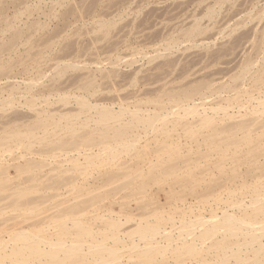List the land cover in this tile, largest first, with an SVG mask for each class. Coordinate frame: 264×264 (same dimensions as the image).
Listing matches in <instances>:
<instances>
[{
	"label": "rangeland",
	"instance_id": "374dc122",
	"mask_svg": "<svg viewBox=\"0 0 264 264\" xmlns=\"http://www.w3.org/2000/svg\"><path fill=\"white\" fill-rule=\"evenodd\" d=\"M253 61H255L254 64L251 63L248 65L249 62ZM245 62H247V66L253 64L251 69L249 67L251 72L250 70L247 72L244 68V66L246 67ZM241 70L242 72L244 71L245 74L242 75ZM241 75H245V79H242L243 77ZM256 75H262L261 77L263 78L259 77V79H256ZM263 75L264 0H0V92L3 93H0V139H2L1 137L3 135H7L8 131L13 130L16 125L17 128L20 126L22 129H29L30 125L33 123L35 126L37 124L36 122L39 120L37 118H39L38 116L41 113L45 114V112H50L52 114L53 112V114L55 113V116H57L58 112L62 113L63 111L66 113V111L74 112L78 110L80 106L78 102H76L77 95H85L93 101L96 99V101H98L100 99L99 97H102L99 103H105L116 109L119 108L118 104L120 102L126 105L130 104V107L134 108L135 106L132 105H135L134 103L137 104L138 100L140 101V105L141 102L145 100V103H148L150 108L152 107L151 111L157 110L156 112H159L162 110L165 112V109L161 108L163 105L164 107H173L172 110L175 111L176 108H179L175 106V100L177 101L183 94L187 95L192 92L196 93L197 91L200 93V95L199 93L197 94L199 95L197 96V103L204 105L206 103V106H211V103L212 106L215 105L214 103L217 101L219 102L221 96L223 97L225 94V92L219 93L223 85L224 87L226 85H232L233 88L236 85L234 88L236 90L240 86L237 90L238 93L246 91H239L245 88H247V91H250V89L252 90V88L254 90L258 85L257 87L259 88L260 86L259 89H261V91L256 93L257 90L259 91V89L256 88L254 93L258 94L256 96L259 97L262 95V86H264L262 80L264 79ZM236 76H238V78L242 77V81L238 78L236 80ZM94 77L96 80L93 79ZM249 77L253 79V85L252 79ZM254 77L256 79L255 82L258 83L257 85L254 82ZM260 78L263 82H261V84H259L260 81H257L260 80ZM82 84H85V87L89 84V87L91 86L92 89L94 88L93 90H97L95 96H92L94 93L91 95L92 89H89L88 86L89 90L87 89L85 91L83 89L81 91L79 88L82 87ZM213 88L216 91H214ZM236 90L231 92V94H237L235 93ZM65 93L69 95L67 96ZM244 94L245 93H243V95ZM202 95L204 97H202ZM226 95H228V93L225 94V96ZM245 96L242 97L245 98ZM30 97L34 98L36 102H33V99L31 100ZM43 98L47 100L44 99V101ZM243 98L242 100L247 102L248 99L245 100ZM149 99L151 101L154 99L155 103L154 101H152L153 103H149L151 102L147 101ZM159 100H161L160 104L157 102ZM244 101L243 103L246 104ZM162 102L166 105L162 104ZM256 102L257 101H255V103ZM35 103L38 106H36ZM47 103H49V105ZM148 105L145 106L142 104V107H149ZM204 105H200V109ZM55 109L57 111H55ZM241 109L242 108L237 109V107L233 109V112L238 114L237 117L245 112V109ZM177 110L178 109H176V111ZM162 111H160V113ZM141 113L147 116V113L151 114L154 113V111ZM172 117H175V115L170 114L169 119ZM198 118L194 117V119ZM241 118L245 119L248 118V116L240 117L238 120L235 118V121H240ZM15 119L18 120L17 123ZM194 119L190 115L188 116V120L190 121L187 122H192ZM21 120L22 122H20ZM227 121L226 123H229ZM229 121L231 122V119H229ZM233 121L234 119L232 122ZM78 122L80 121H75V123ZM38 124L36 126H38ZM4 126H6V129H4ZM92 126L96 125L91 123L90 128ZM84 128H86L85 133L87 129V132L90 130L89 126ZM81 131H79V133ZM182 131H180V134H183ZM83 133L81 132L80 134ZM42 134L41 137L46 135L45 133ZM154 134L155 133H150L148 135L143 133L141 136L147 135V140H144L148 142ZM38 136L40 137V134ZM181 136H183L180 137L182 140V148L180 149L179 146H177L180 156H177L178 152L176 153V158L179 159L177 160L178 164L183 165V163H185L183 160H187V163L192 166L196 162L195 158L198 159V156L205 152H202V149L205 150L206 146L199 147L195 144L194 141L196 140L194 138L196 137L192 136L190 133ZM79 138L81 139V137ZM143 138L145 137L140 138L138 144L146 147L143 143L146 145L147 142L145 143ZM153 138L154 140L156 139L155 137ZM30 140L31 142L35 140L38 141L36 138H31L25 140V142L29 144ZM260 140L261 137H257L252 143V147L255 148ZM2 141L4 142L2 139L0 143ZM25 142L21 144L16 142L17 145L15 141H11V145L8 143L11 147L9 148L12 149L11 151L9 148L7 149V146L2 145V143L0 145V178L6 180L4 182L1 180L4 184L0 187V239L8 240L11 239L10 237L13 238L15 232H17H13L14 228L23 226L29 228L30 225L31 227L33 225L38 229L39 226L37 227V224H41L40 227H42L50 217V220L52 217H57V221L48 220L51 222V224L47 222V224L49 223L51 225V229H47V233L50 235L55 234L56 231L59 232L58 227L64 223L65 217H68L66 220L71 218L70 216L64 215L68 213H65L67 208H64L66 206L71 209H67L66 211H71L70 214L73 213L71 215L72 219L76 216V220H83L82 222L85 221L86 225L90 226L91 229L94 228L95 234L104 232L103 235L107 236L108 234H106L105 231L107 233L110 232V234L111 231L107 230L108 225L105 223V219L99 218L98 216H114L115 218L121 216L123 219L129 217V222L122 226V229L135 227V222L137 221L133 220V218H141L143 222H145L156 221L158 218L163 217L167 218L170 215L179 216L182 211L181 208L178 210L175 209L176 207L179 208V206L182 207V209H184V206H200L199 208H202V212L206 209L203 213L210 216V211L212 210L210 208H214L216 207L215 205H218L217 203L221 201L222 197L219 196L220 193H225L229 186L234 190L232 193L233 195L235 194L234 196H238L248 190H264V185L259 187V183H257L259 176L263 175L261 181L264 179V157H261L262 155L260 156L259 163H262L260 168L258 167L259 164L254 166L255 163L252 159L249 160V158L253 157L252 154L250 153L249 155L245 152L246 155H248L246 156L244 153L245 149H241L236 154H233L232 149L223 151L222 153L218 152V154L213 151L209 153L205 152L204 154L208 153L210 155L208 156L206 154L207 156L204 155L203 157L201 156L202 158L199 157L201 165L197 160L201 167H199L197 163L193 166L200 169L207 166L206 171L193 169L195 167L189 165L191 168L187 166V170L183 168L185 171L178 170V172H174L176 174H172L173 176L168 179V181H165L168 185L170 184L169 187H166L168 185L165 184L162 185V183L159 184V187L160 185L163 187L165 186L166 189L165 187L159 188L158 184H155L153 187H147L146 191L147 189L148 191L144 192L138 186L130 182L132 181L131 176L136 175L137 171L143 166L145 168H143L145 173L143 172L142 175L140 174L139 180L141 181L138 182H145L150 179L152 175V179L155 176L153 172L150 174L151 171L147 170V161H142L143 158L147 156L145 151L139 150V154L137 152V149H141V146L135 149L138 155H135L136 153L134 151L132 152L129 150V153H121L117 155L118 157L113 158L115 156H109L112 154L110 150L111 153L105 152L106 154L109 153L108 155L103 153L101 157L93 156L98 158H92L96 162L93 161L92 165L88 164L92 161L88 163L85 161L86 158L84 159V154H82L83 158L81 155L78 158V150L77 152L74 151V153L71 152L73 156L70 153L69 156H65L66 149L61 148L60 150V148L57 147L56 149L58 151L54 148L55 152L54 150L51 152L53 149L52 145L50 146L52 148L51 151L49 148L47 154L33 153V155H30V152L32 153L35 149L37 152V150L42 147L40 142H42L43 146L44 143L46 144L47 142L45 140L44 143L43 140L36 142L35 145L30 148L31 150H29ZM154 142L156 143V141L152 140L149 142L152 147H150L148 143L147 144L149 149L153 148L156 151L157 147L155 149V146L159 144V142L157 141L155 146ZM186 142L189 144L187 145L188 147L191 145L192 150L184 146ZM157 146L159 147V145ZM149 149L146 150L149 151ZM149 152L152 154L154 151L151 149ZM51 154L55 156L56 159ZM74 154L78 156L75 158ZM147 154L149 156V153ZM70 156L75 158V160L73 159L74 161L77 159L79 161H73L74 163H72V157ZM64 157L67 159H64ZM68 157L71 159L69 160ZM111 157L113 159H111ZM215 157L218 160L220 157V159H222L221 161L224 159L223 170L225 171L218 165L219 163L216 165L213 164L215 166H211L215 160L216 163L218 161ZM100 158H103L102 161ZM146 158L144 159L146 160ZM193 158L195 162L192 160L191 162L193 163H189L188 159ZM230 158L235 161V164H238L236 161H240L242 164L244 162L245 165L243 164V166L239 163L238 165L242 168L237 165L235 168V164L232 163L233 161H231ZM28 159H33V163H35V161L38 163V160L43 162L42 159H44L45 168H42L43 163L40 164L41 171V169H37L36 166L32 167L31 164L33 163L30 162L31 167H29V171L27 167L29 164L25 165L29 162ZM109 159L110 161H108ZM139 159L143 163H139ZM209 159H211V164H209L210 169L216 166L217 169L213 168L211 171H208ZM62 160H64L65 163H63ZM225 160H227V162H225ZM246 160H249L247 165ZM250 161L254 164H250ZM100 162L104 163L100 164ZM206 162L207 164H205ZM23 163H25L23 166L27 167V169H23L27 171L21 169L22 171L20 172L17 168ZM36 163L35 165H37ZM203 163L206 166H202ZM248 163L252 166L251 170ZM175 164H177V162H175ZM16 165L18 166L17 168H15ZM40 165L38 163V166ZM218 166H220L219 169ZM256 166L258 168H256ZM55 167L56 169L53 170ZM253 167L256 170L253 169ZM31 168L33 170H31ZM233 168L236 169V172L238 170L239 174L245 175H243V177L241 175H238V177L236 176L237 179L233 180L234 183L229 180L231 178L233 179L232 176L234 175L231 176L229 171ZM247 168H249V171L246 170ZM146 170L149 171V173L146 172ZM188 170L190 172H188ZM186 171L189 173L188 176L186 175ZM213 171L214 173H212ZM239 171H243L244 173ZM6 172L8 175L4 174ZM183 172L185 173L183 174ZM245 172L255 174L252 175L254 178L251 179V177H249L250 174L248 173L249 176H247ZM73 173L74 177L70 176ZM233 173L235 174V172ZM112 174L113 176L111 177ZM5 175L6 178L4 177ZM7 176L11 178L7 179ZM180 176L184 178L188 177V180H186V178H178ZM70 177H73L74 180L71 179L70 181ZM55 178L59 181L58 184L63 181L60 183L61 185H57V180ZM60 178H64V180L60 181ZM240 178H248L247 183L249 182L251 185L246 183L248 186H242L241 184L243 181H241ZM66 181L67 184L65 185L64 183H66ZM261 181L259 180L260 183ZM52 182H54V186L51 185ZM171 183L175 185H173V189L175 187L178 191L174 189L172 193L170 189V187H172ZM243 183L245 184V182ZM71 184H73L72 187L70 186ZM180 185L182 188L181 190H179ZM222 185H226L227 187H222ZM16 187L20 188L17 189ZM193 191L196 193H193ZM58 192L60 194L59 196H57ZM174 192H180V194L177 193L175 195ZM189 192H191L190 195H187L186 193L189 194ZM183 193L185 194L183 195ZM170 194L171 197L177 195L178 197H174V201L170 202ZM191 194L194 196L197 194L198 197L200 194L201 196L199 198L197 196L194 198ZM232 194L231 196H233ZM53 195H55V198H52ZM217 195L220 198H217ZM21 196L23 197L20 199ZM43 197H47V201L41 203L45 201ZM175 198L180 199L179 201L176 199L175 202ZM37 201L39 202L37 204L41 203V205H32V202ZM184 201L187 202V205H185ZM29 203L30 206H28ZM223 203L225 202H220V205L224 206ZM69 204H71V208ZM75 205L78 207L76 208ZM80 208H82V212L80 211L79 213L77 211L80 210ZM250 208L251 207H249V210ZM209 209L210 211H208ZM73 211H75V213ZM197 211V213L200 212L199 210ZM59 212L64 214L62 215V213L60 214ZM59 215L65 216L62 218L63 220H58ZM62 216H59V218ZM77 217L79 219H77ZM177 220L179 221V218ZM263 221L264 214H261V216L257 217V222L261 223ZM66 222L69 226L72 225L70 221ZM146 223L147 222H145V224ZM47 224H45V226ZM212 224L213 222L206 223L197 230V232H202L208 227H211ZM53 226L56 227L53 229ZM35 228L32 227V229ZM44 231H46V229L43 230V234L45 233ZM71 231L74 232L72 229ZM215 232L216 235L214 236L208 235L201 239L199 238L196 242L197 245L190 250H188V244L181 246L178 250L179 256L176 258H174V256H176L173 251L174 246H168L161 252H152V258L142 257V255H139L140 248H134L132 245L133 238L137 236L125 235L124 239L120 238V240H115V238L111 236L108 237L106 241L115 249H122L120 253L125 256L123 264H139L144 262H148V264H167L169 262H172V264H182L184 261L186 262L184 264H190V262H193V264H240V262L235 260L236 256L239 254L243 256H253V259L246 264H264V246L261 248L255 238H245L244 236L239 238L228 236L224 238L221 230ZM47 233L45 234L48 235ZM52 236L56 238V235ZM59 237H57L56 240ZM65 237L64 235L63 238ZM193 238L194 236L188 235L185 240L189 243L193 242ZM219 239L223 241L225 239L227 242H230V247L241 248L240 251L237 249L236 255L234 256L235 258L228 255L231 252H228L226 256V254L216 247L217 245L215 243L219 241ZM262 239L264 240V237ZM147 240L148 238L141 240L140 243L144 245ZM246 247L247 250L245 249L242 251V249ZM150 251H153V249H150ZM0 264L4 263L1 261Z\"/></svg>",
	"mask_w": 264,
	"mask_h": 264
},
{
	"label": "bare ground",
	"instance_id": "6f19581e",
	"mask_svg": "<svg viewBox=\"0 0 264 264\" xmlns=\"http://www.w3.org/2000/svg\"><path fill=\"white\" fill-rule=\"evenodd\" d=\"M251 61H252V59H251ZM254 62L255 61L249 62L248 65L251 63L254 64ZM245 63H246L245 65L248 69L245 66H244V68L248 72L251 69V66H253V64L250 66H247V62H245ZM249 67H250V69H249ZM245 69H243V70H245ZM247 72H246V75H247ZM250 72H251V70H250ZM241 73H242V75L245 74V72L244 71L242 72V70H241ZM244 76H242L243 78L242 77L241 78L245 79L246 76L245 77ZM256 76L258 77V78L256 77V79H259V77H261L262 75H260V76L256 75ZM233 78H234V76H233ZM237 78H238V76H236V80H237ZM241 78H238V79L242 81ZM249 78L252 79L251 77H249ZM261 78H263V77H261ZM261 78H260V80H257L258 82L260 81L259 84H261L262 80L264 82V79L261 80ZM93 79L96 80L95 77ZM256 79L254 77V82ZM251 81H252V85H253V79ZM239 83H240V81H239ZM255 83H256V85L258 84L257 82H255ZM255 83H254V86H255ZM83 85H84V87H83ZM88 85H86V87H85V84H82V87L79 88V86H78V88L81 89V91L83 89L86 91L89 87ZM233 85H235V84H233ZM235 86H234V88H235ZM257 86H256V88H258ZM262 87H263L262 95L257 97L256 95H258V94L254 93L255 92L254 90L256 88L254 90L252 88V90L250 89V91H247V88L242 89L243 88L242 87L241 88L242 90H239V91H243V90H246V91L238 93L237 90L240 88V86L236 90L233 88L232 85L231 86L226 85L225 87L223 85L221 89L218 87L220 90L219 89H217V90H219L220 92L219 91H217V92H219V93L225 92V94L228 93V95L225 96V94H224L223 97L221 96L220 101L219 102L217 101L218 102V103L216 102L217 104L214 103L215 105H213V106H212V103H211V106H206V103H205V105L201 104V103H197V100H198L197 96L200 95L199 91H197L196 93L192 92V93H189L187 95L183 94L181 96L178 94L181 98H179V99L177 98L178 99L177 101L174 99L175 104H176L175 106L179 107V108H176V109H178L177 111H176V109H175V111L172 110V108H173L172 106H174V105L171 106L172 108L164 107V105H163V106H161V108L165 109V112H163L160 109L159 110L162 111L163 113L162 112L160 113V111L156 112L157 110L156 111L152 110V111H154V113H151V114L147 113V116H144V114L141 112H145V113L146 112H152L151 111L152 107L150 108V105H148V103L146 104L145 100H143L144 102H141V105L139 103L140 101L138 100V103H139V104L137 103L138 105L136 103H134L135 105H132V106H135L134 108L130 107V104L126 105V104H123L120 102L118 104L119 108L116 109L115 107L106 105L105 103L104 104L99 103L102 100L101 99L102 97H99L100 101L99 100L96 101L97 99L96 100L94 99L95 101H93V100H90L89 98H87L85 95H77V98L75 96L76 102H78V105L80 106V108L78 110H76L74 112H72V111L67 112L66 111V113L63 111H62V113L58 112L59 116L57 114H56L57 116H55V113L53 114L52 111H51L52 114L50 112H49L50 114L46 113V112H45V114H42L40 112L41 114L40 113L39 114L42 116L39 115L38 116L39 118H37L40 120V121L38 120L40 125L38 124V122H36L38 124V126H36L37 125L36 123H35L36 125L34 126V123H33V124H31L33 126H31L29 124L30 125L29 129L28 128L22 129V127H20V126H19L20 128L19 127L17 128V125L15 124L16 125L15 128H17V129H15V128L13 129L12 128L13 126H12L11 128L13 130H10L8 132L6 131L7 135H3L1 137L4 140V142L2 141L1 143H2V145L7 146V149H8L11 145L10 144L11 141L12 142L15 141V144H17V143L21 144V143L25 142V140H27V139H31V138L38 139V141L35 140L34 142L33 141L31 142V140H30L29 144H27L25 142L27 144V147H29V150H31L30 148L33 147L36 142L43 140V143H44V140H45L47 143L46 144L44 143V146H43L42 142H40L42 147L39 148V150H37V152H36V149H35V151H32V153L30 152V155L31 154L33 155V153L47 154L49 148L51 151L52 148L50 146L52 145L53 149L51 152H53L54 148L56 149L57 147H59L60 150H61V148H63V149H66L65 150V153H66L65 156H67V155L69 156V153L71 154V152L74 153V151L77 152V150H78V152H77L79 155V156L77 155L78 158L80 157V155L82 157L83 156L82 154H84V156H85L84 159L85 158L87 159V160L85 159V161H87V163L92 161L91 163H88V164L93 165V161H94L93 159L98 158V157H93V156H100L101 157V154L103 156V153L110 152V150H111L112 154H110L109 156L113 155V156H115L113 158H116V157H118L117 155H119L121 153H123V154L126 152L129 153V150L132 152L134 151L136 153L135 149H137L138 146H141V149L146 148L148 150L149 146L151 144L149 142L151 140L156 141V143L154 142V146L157 144V141H158L159 144H157V145H159V147L157 145L155 146V149L157 147L156 151L153 148L149 149V151H151V149H152V151H154L152 154H151V152L147 151L146 149H144V150H141L140 148L137 149L138 154L140 153V151H143V152L145 151V154L147 155L146 157H148V158L144 157V158H146V160L143 158L142 161L143 162L147 161L146 162L147 166L145 165L146 168H148L147 170L151 171L150 174L152 172H153V174H155L153 179H152L153 175L150 177V179H148L150 181L146 180L147 182L146 181L145 182H143V181L138 182V181H141V180H139L140 174L142 175L143 172L145 171L144 170L145 168L143 166V167H141L142 169L144 168L143 170L140 168L141 170L139 169V171H137V173L139 172L138 174L136 173V175L131 176L132 181H130V182L132 184H134L135 186H138L144 192L148 191V189L146 191L147 187H153V185H155V184H158V187H159V184H161V183H162V185H164V184L168 185V183L165 181H168V179H170L174 174H176L174 172H176V171L178 172V170H180V171L181 170L182 171L187 170L186 167L189 166L190 164L187 163V160L186 161L183 160L185 163H183V161H182L183 165H179L178 161H177L179 159L176 158V153L178 152L177 156H180L179 149L177 147V146H179L180 149L182 148L181 147L182 146L181 145L182 140L180 137H183L181 135H185L188 133H190L192 136L196 137V138H194L196 140V141H194V143L197 144L199 147L206 146L207 150H206V148H205V150H203L201 148L202 152L205 151V152L209 153V152L213 151L215 153L217 152L216 154H218V152L222 153L223 151H228V150L232 149L233 154H236L241 149H243V150L245 149L244 153L246 152L249 155L251 153L253 156L252 158H249V160L252 159V161L255 164L251 163L252 161H250V164H252V165L254 164V166L259 164L258 167L260 168V166L262 164V163H259L260 162V156L262 155L261 157H264L263 156L264 155V138H262V137H264L263 136L264 135V86H262ZM259 88H260V86H259ZM89 89H92L91 86L89 87ZM93 89H92L91 95L94 93V95H92V96H95V93H97L96 92L97 90L95 91ZM4 90H6V89H4ZM213 90H214V88H213ZM235 90H236L235 93H237V94H235V95H234V93L231 94V92H233ZM214 91H216V90H214ZM260 91H261V89H259V91L257 90L256 93H258ZM40 92H42V91H40ZM198 93H199V95H197ZM211 93H214V92H211ZM243 93H245V94L243 95ZM1 94H3V93H1ZM28 94H29V92H28ZM65 95H67V94L65 93ZM159 95H160V93H159ZM242 96L243 97L245 96V98H243ZM59 97H60V95H59ZM73 97H74V94H73ZM202 97H204V96L202 95ZM206 97H205V99H206ZM155 98H157V97H155ZM199 98L203 99L201 97H199ZM242 98L245 100L248 99L247 102L242 100ZM32 99H33V102L34 101L36 102V100H34V98H31V100ZM44 99H46V98H43V100ZM28 100H29V98H28ZM161 100H163V99H161ZM161 100H159L157 102H159V104H160ZM147 101L149 102L151 100L149 99ZM152 101H154V99ZM152 101L149 103H153ZM243 101L246 102V104L243 103ZM255 101H257V102L255 103ZM48 102L50 103L49 100H48ZM56 102H58V101H56ZM163 102H165V101L163 100ZM163 102H162V104L166 103V102L165 103H163ZM200 102H201V100H200ZM204 102H205V100H204ZM49 103H47V104L49 105ZM127 103H129V102H127ZM154 103H155V101H154ZM142 104L145 106L148 105L149 107H144V106L142 107ZM64 105H66V104H64ZM200 105H204V106L201 107V109H200ZM33 106H34V104H33ZM36 106H38V105L36 104ZM235 107H237V109H240V108L245 109V112L242 114L245 116H242L240 114V116L237 117L238 114H235V112H233V109H235ZM47 109H49V108H47ZM57 109H59V108H57ZM35 111H37V110H35ZM55 111H57V110L55 109ZM42 112H44V111H42ZM240 113H242V112H240ZM170 114L175 115V117H172L174 120L172 118H171L172 120L169 119ZM190 115L193 119H194V117H196V118L199 117V118L194 119L196 121L191 120L192 122H187V121H190V120H188V116H190ZM82 116H83V118H82ZM246 116H248V118H245V119L241 118L240 121H237L240 117H246ZM232 118L234 119L233 122H232V120H233ZM235 118L237 119L236 121H235ZM37 119H36V121H37ZM183 119H184V121H183ZM229 119H231L232 123L229 121ZM16 120L17 119H15V121ZM76 120H79L80 122L75 123ZM226 121L229 123H226ZM17 122H18V120L16 121V123ZM20 122H22V120ZM25 122H27V121H25ZM10 123H11V121H10ZM71 123H72V125H71ZM91 123H94L96 126H92L90 128ZM4 125H5V123H4ZM6 126H4V129H6L5 128ZM22 126H23V124H22ZM86 126L87 127L89 126L90 130L87 132V130H88L87 129L86 133H85L86 128H84V127H86ZM81 130H84V131H81ZM79 131H81L82 133L84 132V133L80 134L81 132L79 133ZM180 131H182L183 134H180ZM6 132H4V133H6ZM42 133L43 134L45 133L46 135L41 137ZM143 133L144 134L146 133L148 135L150 133H155L154 134L155 136L153 135V137H155L156 139L154 140V138L151 136L153 139L151 137H149V138H151V140H149L147 142V141H145V140H147V138H146L147 135L141 136ZM39 134H40L41 138L38 136ZM256 136L257 137L260 136L261 140L258 144H256V147L254 148V147H252V143L257 139ZM79 137H81V139ZM142 137H145V138H143V140L145 139L144 140L145 143L147 142L149 144V146L147 143H146V145L143 143V145L146 147H143L141 144L140 145L138 144V142H140V138H142ZM77 138H79L80 140ZM2 139H0V141ZM1 143H0V145H1ZM8 143L10 145H8ZM40 143H39V145H40ZM184 144H186V145H184L185 147H188L187 145H189V144H187V142ZM190 144H191V142H190ZM54 146H56V147H54ZM150 147H152V146H150ZM10 148H9V150L11 151L12 149H10ZM176 148L178 151L176 150ZM188 148L192 150L191 145ZM63 149H62V151H63ZM201 149H199V150H201ZM146 151H147V153H149V156L146 153ZM54 152H55V150H54ZM79 152H82V153H79ZM199 152L202 153L201 151H199ZM2 153H3V151H2ZM204 153H202V155H199L198 159L195 158L196 162L194 161V158L188 159L189 163H193V162H191L193 160L195 162L193 165H195L196 163H197V165H199V164L201 165V163L199 161L200 160L199 157H201V156L203 157L204 155L205 156L210 155L208 153H206L207 155ZM246 153H245V155H246ZM108 154L109 153H107L106 155H108ZM138 154L136 153L135 155H138ZM22 155H24V154H22ZM71 155L73 156V154H71ZM215 155H211V156H215ZM256 155L257 156L259 155V156L257 157ZM72 156H70V157H72ZM74 156H75V154H74ZM77 156H75V158ZM246 156H248V155H246ZM53 157H55V156H53ZM70 157H68L69 160L71 159ZM16 158H18V157H16ZM34 158H35V156H34ZM75 158L72 157V159H71L72 163L79 161L78 159L76 161H74ZM113 158L111 157V159H113ZM55 159H56V157H55ZM64 159H67V158L64 157ZM90 159H92V160H90ZM102 159H101V161H102ZM215 159H217V158L215 157ZM230 159H231V161H233L232 158H230ZM28 160H29V162L27 164H25V163H23L22 165L20 164L22 166V167L19 166L20 169L17 168L18 167L17 165L15 168H17L18 171L20 170V172L22 170L27 171V170H24L23 168L27 169V167L29 168V167H31V165H32V167L36 166L37 169H41L40 164H42V163H43L42 168L43 167L45 168L44 159H42L43 162L41 160L37 161L40 166H38V163H36V161H35V163L37 165H35V163L32 162L33 159L32 160L28 159ZM57 160H59V159H57ZM174 160H175V162H177V164H175ZM197 160L199 161V164H198ZM221 160L222 159H220V157H219V160L217 161V163L215 162L216 161L215 160L211 164L210 163L211 159H209L208 171H211L213 168L217 169L216 168L217 166L213 167V168L211 167V169H210L209 164H211V166H215L218 163H219L218 165H220L222 170H223L224 159H223V161H221ZM249 160H246V165H247V162ZM108 161H110V159ZM139 161H140L139 163L142 162L140 159H139ZM30 162H32L33 164L30 165ZM62 162L65 163L64 160H62ZM225 162H227V160H225ZM101 163L102 162H100V164ZM106 163H108V162H106ZM222 163H223V166H222ZM232 163L235 164V161H233ZM236 163L239 164L240 161L239 162L236 161ZM24 164L25 165L29 164V165L27 167H25V166H23ZM205 164H207V162ZM213 164H215V165H213ZM227 164H226V166H227ZM238 164H235V168H236V165L239 166ZM240 164H242V163H240ZM243 164H244V162H243ZM250 164L248 163V166ZM18 165H19V162H18ZM193 165L192 166L190 165V166L195 167ZM200 165H199V167H201ZM203 165H204V163L202 164V166ZM46 166H47V162H46ZM204 166H206V165H204ZM220 166H218V169L220 168ZM58 167H57V169H58ZM60 167H63V166H60ZM189 167H188V169H189ZM249 167L251 170L252 166L250 165ZM258 167L256 166V168H258ZM183 168L185 170H183ZM206 168H207V166L205 168H202V169L196 168V167L193 169H200L202 171H206ZM235 168H233L232 170H229L231 176L234 175V176H232L233 179L231 178V176H230L231 179H229L233 183H234L233 180L237 179L236 176L238 177V175H241L238 173V170L236 172ZM240 168H242V167H240ZM55 169H56V167L53 168V170H55ZM203 169H205V170H203ZM237 169H238V167H237ZM253 169H255V168L253 167ZM31 170H33V169L31 168ZM147 170H146V172L149 173V171H147ZM189 170H188V172H190ZM239 170H241V169H239ZM246 170L249 171V168H247ZM255 170H254V172L256 173ZM29 171H30V168H29ZM41 171H42V169H41ZM223 171H225V170H223ZM188 172L186 174L187 176L189 175ZM233 172H235V174ZM239 172H241V171H239ZM250 172H248V173L250 174ZM180 173H182V172H180ZM184 173L185 172H183V174ZM212 173H214V171ZM246 173L247 172H245V174ZM248 173H247V176H249ZM4 174H7V172ZM177 174H179V173H177ZM256 174L258 175V173H256ZM73 175H74V173L70 176H73ZM180 175H182V174H180ZM243 175H241V176L243 177ZM252 175H255V174H250L249 177H251V179L254 178V176L252 177ZM112 176H113V174L111 175V177ZM183 176H180L178 178H180V179L186 178V180H188V177L184 178ZM4 177L6 178V175ZM73 177L72 178L70 177L69 180L70 181H71V179L74 180ZM261 177H263V175L258 177L259 178V179H257L258 182L256 180V182L259 183V187L261 185H264V182H262V181H264V179L262 178L263 180L261 181ZM8 178L9 177L7 176V179ZM42 178H43V176H42ZM255 178H257V177H255ZM245 179H243V178L241 179V181L245 182V184L242 182L241 185L242 186L243 185L244 186L251 185L249 182H248L249 184L247 183L248 178L246 180ZM1 180L3 182L6 181L5 179L0 178V187H2L1 185L4 184ZM61 180H64V178L63 179L60 178V181ZM67 180H68V178H67ZM259 180L261 181V183L259 182ZM56 182H57V185H59L63 181H61L59 184H58V182H59L58 180ZM163 182H165V183H163ZM53 183L54 182H52L51 185L54 186ZM169 183H170V181H169ZM64 184L66 185L67 181ZM68 185H69V183H68ZM72 185L73 184H71L70 186L72 187ZM169 185L166 187H169ZM173 185L171 183V186H172V187H170L171 191L175 189V187L173 189ZM164 187L160 185L159 188H164ZM166 187H165V189H166ZM179 187H178L179 190H181L182 189L181 185ZM222 187H227V186L222 185ZM256 187H258V186H256ZM16 188L19 189L20 187L19 188L16 187ZM227 188L228 189H226L225 193L223 192L224 194L222 192H221L222 195H221V193H220V195L218 194L220 197L222 196L221 201H219V202L217 201L218 202L217 204L219 206L215 205L216 207H214V208H212L210 206L211 207L210 209H212L211 211H210V209L208 210V211H210V216H207L205 213H203L206 209L203 210V212H202V208H199L200 206L199 207H196V206H186L185 207L184 206V209H182V207L179 206V208H177V207L175 208L177 210L181 208L182 211L180 212L181 214L179 216L170 215L167 218H164V217L158 218L156 221H145V222H147L146 224H145V222H143V219H141V218L140 219L133 218V220L137 221V222H135V227H133V228L130 227V228H126V229H122V226H124L127 222H129V220H128V219H130L129 217L128 218L126 217L123 219V218H121V216H119V218H115L114 216L105 217L104 215L98 216L99 218L101 217L102 219H105L104 221L108 225L107 230L111 231V234H110V232L107 233L105 231V233L108 234L107 236L103 235L104 232L99 233V234H95V229L93 227H92L93 229H91L90 226L86 225L85 221L82 222L83 221L82 219H81L82 221H80V219L78 217H77V219H79V220H76L75 215H74L75 218L72 219L71 215L73 213L70 214L71 211L70 212L66 211L67 209L71 210L66 206L64 208V209L67 208L65 210V213L66 212H68V213L67 214H64L62 212H59V213L60 214L62 213V215L64 214L66 216H70L71 218H69V220H66L68 217L59 215L62 217L59 218V216H58V220L59 219L63 220L62 218L65 217V220L63 221L64 223L58 227L59 232L56 231V233L58 235L56 233L52 234L54 236L56 235L55 236L56 238L59 236H61V237H59L56 240V238H53L52 235L47 233L48 232L47 229H49L51 226L50 225L51 222L48 221V220H50L51 217L47 220V222H49L50 224L49 223L47 224V222H45L44 225L42 224L43 226L40 227L41 224L39 225V224L35 223V224H37V227L39 226L38 229L35 228V226H33V225H32V227H34L35 229H32V227L30 225L32 230L30 229V227L27 228V226L14 228L13 232L14 231H17V232H15V234H14L15 236L13 238L10 237L11 239H8V240L2 239V238L0 239V248H1L0 263L2 261V263H4V264H123L124 263L123 260L125 259V256L120 253V251L122 249L121 248L115 249L113 246H111L109 243H107L106 240L108 237H111V236L114 237L115 240L116 239L120 240V238L124 239L125 235L137 236V237L133 238V244L132 245L134 248H140L139 255H142V257H144V258H152V252L153 253L154 252H161L163 249L167 248L168 246H174L173 251H174V254H176V256H174V258H176L179 256L178 250L181 246L188 244L187 245V246H189L188 250H190L191 248H194L197 245L196 242L198 241L199 238L201 239L204 236H208V235L214 236V235H216L215 231H218V230L222 231L221 233H222V236L224 238H226L228 236L237 237V238H239L241 236H244L245 238H249V237L255 238L257 240L259 246L262 248L264 246V240L262 239L264 237V221L261 223H258L257 217L261 216V214H264V190H259V191L248 190V191H245L238 196H234L235 194L234 195L232 194L234 190H232L230 188V186ZM176 189H175V191H176ZM177 191H178V189H177ZM180 192H177V193L180 194ZM194 192L195 191H193V193ZM172 193H173V191H172ZM177 193L174 192L175 195ZM190 193L191 192H189V194L188 193H186V194L190 195ZM19 194H21V193H19ZM184 194L185 193H183V195ZM197 194H195V196L191 194V196L192 197L194 196V198H195L197 196ZM231 194L233 196H231ZM59 195L60 194L58 192L57 196H59ZM200 196L201 195L199 194V197ZM219 196L217 198H220ZM22 197L23 196H21L20 199ZM44 197H43V199H45V201L40 200V201H42L41 203H44L47 201L46 200L47 197L46 198H44ZM174 197H178V195L174 196ZM174 197H171V194H170V196H169V199L171 200L170 202L174 201V199H173ZM52 198H55V195H53ZM65 198H66V196H65ZM176 199L179 201L180 198H175V202H176ZM220 202H225V203H223L224 206L220 205ZM30 203L28 204V206H30ZM37 203H39V202L38 201L32 202V205L33 204H35L37 206L41 205V203L40 204H37ZM184 203H185V205H187L186 201H184ZM256 203H257V205H256ZM69 207L71 208V204H69ZM75 207L77 208L78 206L75 205ZM249 207H251L250 210H249ZM81 209L82 208H80V210H78L77 212L80 213ZM251 209H252V211H251ZM197 210H199L200 212L197 213L198 212ZM73 212L75 213V211H73ZM77 212H76V214H77ZM178 218H179V221L177 220ZM51 220L57 221V217L56 218L52 217ZM66 221H70V223H72V225L69 226ZM208 222H213L212 226L208 227L207 229L198 233L197 230H199L202 226H204ZM45 224H47V225L45 226ZM53 225H54V222H53ZM54 227H56V226H53V229H54ZM74 228H75V230H74ZM45 229H46V231H44V232L47 233L48 235H46L45 233L44 234L42 233L43 230H45ZM55 229H57V228H55ZM71 229L74 232H72ZM256 231H259V232H256ZM64 235L66 237L67 236H69V237L63 238ZM188 235L194 236L193 242L187 243V241L185 239ZM147 238H148V240L146 241V243L144 245L142 243H140L141 240H145ZM256 240H253V241H256ZM224 241L222 239L221 240L219 239V241H217L215 244L217 245L216 247L218 249H220L224 254H226V256H227L228 252H231L228 255L231 257H234L236 255L237 249H238V251L241 250L240 247H238V248L230 247V242H227L225 239H224ZM150 249H153V251H150ZM245 249L247 250V247L242 249V251H244ZM252 259H253V256H251V255L243 256V255L239 254L238 256H236L235 260L240 262V264H246V263H248V261H250ZM184 263H186V262L185 261L182 262V264H184ZM139 264H148V262L147 263L146 262L139 263ZM167 264H172V262L171 263L169 262ZM190 264H193V262L192 263L190 262ZM198 264H200V263H198ZM207 264H219V263H207Z\"/></svg>",
	"mask_w": 264,
	"mask_h": 264
}]
</instances>
